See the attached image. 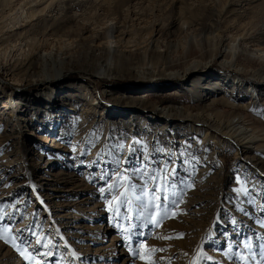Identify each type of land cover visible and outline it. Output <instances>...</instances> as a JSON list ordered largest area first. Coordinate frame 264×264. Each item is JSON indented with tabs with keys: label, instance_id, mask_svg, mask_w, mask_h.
I'll list each match as a JSON object with an SVG mask.
<instances>
[{
	"label": "rangeland",
	"instance_id": "374dc122",
	"mask_svg": "<svg viewBox=\"0 0 264 264\" xmlns=\"http://www.w3.org/2000/svg\"><path fill=\"white\" fill-rule=\"evenodd\" d=\"M0 264H264V0H0Z\"/></svg>",
	"mask_w": 264,
	"mask_h": 264
},
{
	"label": "bare ground",
	"instance_id": "6f19581e",
	"mask_svg": "<svg viewBox=\"0 0 264 264\" xmlns=\"http://www.w3.org/2000/svg\"><path fill=\"white\" fill-rule=\"evenodd\" d=\"M26 40V39H25ZM49 55V54H48ZM48 55H44L42 58L45 60L44 61V63H48L49 61L51 62V63H54L55 64V60L52 58V56L51 57H49ZM232 59V58H231ZM63 70L61 69V68H57V71L55 72V74L53 75V77H49V78H54V77H57L56 78V80H59V79H61L62 78V76H63ZM188 74V72H186L185 73V75L184 76H186ZM81 86V84L78 86V87H80ZM114 89V88H113ZM113 89H110V88H106L104 91L106 92V93H112V92H114V90ZM250 91H254L255 92V90L257 91V89L256 88H248ZM136 91V90H135ZM259 91H261V90H258V92ZM147 94H146V92H143V93H141L140 95H137V94H130V96L132 97V98H140V99H144V98H146L147 96H146ZM46 97H48V95H46ZM78 97V94H74L71 98H73V99H76ZM87 97H89V96H86V98ZM37 98L38 99H36V103H41V102H45L46 101V103H47V106H50L49 107V109L51 110V112H55V111H57L58 109H60V108H63V107H65L64 109L65 110H67L69 107H70V105H71V103L70 102H68V101H65V100H57V99H51V100H48V98H44V97H41V98H39V96H37ZM236 99L237 98H239V99H241V97H235ZM84 99H85V97H84ZM211 102H214V99L213 98H211V100H210ZM133 102H135V100L133 101ZM132 102V103H133ZM135 104V103H134ZM243 104V105H242ZM253 104L254 103H252V102H250V103H246V104H244V101H239V103L237 104L238 106H244V107H249L250 105H252L253 106ZM255 105V104H254ZM24 107H26V104H24V102H21V101H14V102H12L11 103V105L8 107V110H10V113L8 114L9 116H14L15 115V121H16V123L19 125V126H21L20 124H25V123H28L29 122V119H27L26 117H22V116H20V114H21V111L24 109ZM134 106H132L131 108H133ZM256 108H258L257 107V105L255 106ZM135 108H137V107H135ZM254 108V107H253ZM71 110H75V107H72V108H70ZM155 110H151L152 111V115H151V118H159V117H161V118H167V119H172V118H174V117H176V118H179L180 120H183V121H185L186 119H184V118H181V117H179V116H175V114H179V112H181V108H178V107H176V106H156L155 108H154ZM28 111L30 110V109H27ZM26 110V111H27ZM71 110H69V112H72ZM68 111V110H67ZM64 112H66V111H64ZM63 111H62V113H64ZM22 113H23V111H22ZM116 115H121L120 113H118V112H114ZM61 117H66V114H62V116ZM136 116H133V119L135 118ZM137 118V117H136ZM235 118H236V116H235ZM234 119H232V120H229L222 128H225L227 125H228V127L231 125V124H234L235 123V121H233ZM236 120V119H235ZM63 121H59V123H62ZM206 123V125H208L209 127L211 126V123L209 122V121H206L205 122ZM231 123V124H230ZM234 126H237V125H234ZM163 128L165 129V130H167V125L166 126H163ZM131 130V129H130ZM251 129H249V128H244V130H243V132L240 130V127L238 126V128H237V132H238V134H236V135H230V136H232V140H235V142L237 143L236 145H237V147L238 148H240L243 152L245 151V150H248V149H253V144H254V142H256V141H260L261 140V138H258L257 136H256V134L255 133H251ZM234 136H241V137H238V138H235ZM233 138H235V139H233ZM135 141H139V138L138 139H136V140H131V141H129V142H127L125 145L126 146H129V145H133L134 143H136ZM134 142V143H133ZM255 149V148H254ZM70 214H66V215H63V216H61V218L62 219H64V220H66L67 218H69L70 216H69ZM73 217H74V219H75V216H78L79 217V215H72ZM77 217V218H78ZM80 218H83L82 216L80 217ZM85 218V217H84ZM96 219H97V217L96 216H92V218L90 219V222H93V221H96ZM92 228H96V226L95 225H93L92 226ZM91 229V228H90ZM96 230V229H95Z\"/></svg>",
	"mask_w": 264,
	"mask_h": 264
},
{
	"label": "trees",
	"instance_id": "16d2710c",
	"mask_svg": "<svg viewBox=\"0 0 264 264\" xmlns=\"http://www.w3.org/2000/svg\"><path fill=\"white\" fill-rule=\"evenodd\" d=\"M33 88H34V89H36L37 87H36V86H34Z\"/></svg>",
	"mask_w": 264,
	"mask_h": 264
},
{
	"label": "snow or ice",
	"instance_id": "6c2138e0",
	"mask_svg": "<svg viewBox=\"0 0 264 264\" xmlns=\"http://www.w3.org/2000/svg\"><path fill=\"white\" fill-rule=\"evenodd\" d=\"M141 235H142V233H141Z\"/></svg>",
	"mask_w": 264,
	"mask_h": 264
}]
</instances>
